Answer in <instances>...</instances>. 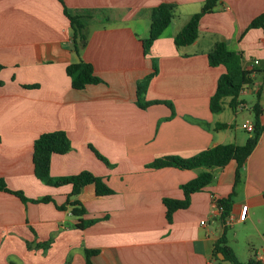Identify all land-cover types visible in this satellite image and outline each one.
<instances>
[{
    "label": "crops",
    "instance_id": "crops-1",
    "mask_svg": "<svg viewBox=\"0 0 264 264\" xmlns=\"http://www.w3.org/2000/svg\"><path fill=\"white\" fill-rule=\"evenodd\" d=\"M205 1L63 0L71 13H92L75 52L59 0H0V177L27 198L52 199L22 201L0 191V264H87L86 250H95L89 264H222L214 256L224 228L217 200L233 188L228 216L236 218L246 205V217L225 225L252 226L257 238L226 231L227 245L240 261L232 240H246L251 257L264 264V133L236 184L235 160L210 169L148 167L165 155L188 158L217 144H243V110L253 123L250 109L256 101L264 126V34L249 27L264 13V0H216L199 21L197 39L177 47L173 37ZM161 3L173 6V18L144 51L149 11ZM220 41L240 53L252 80L251 91L242 95L254 99L247 105L240 94L232 109L226 97L222 111L213 113L209 98L224 69L210 66L207 54ZM80 60L93 66L100 83L71 87L65 67ZM154 67L144 100L170 105L140 107L137 83ZM222 123L228 126L218 128ZM53 130L66 132L71 149L51 156L50 175L88 170L113 190L98 196L87 184L76 196L84 218L95 220L85 228L75 227L71 206L57 208L65 204L71 186L46 185L33 173V142ZM205 170L212 172V181L190 194L187 207L167 220L164 200L183 199L180 186Z\"/></svg>",
    "mask_w": 264,
    "mask_h": 264
},
{
    "label": "trees",
    "instance_id": "trees-1",
    "mask_svg": "<svg viewBox=\"0 0 264 264\" xmlns=\"http://www.w3.org/2000/svg\"><path fill=\"white\" fill-rule=\"evenodd\" d=\"M62 4L63 13L69 21L71 29V43L73 50L77 52L80 40L83 39V29L87 25L89 19L92 17L91 12L84 13H71L67 10L63 3V0H59ZM216 0H206L201 10L193 14L184 26L173 37L174 44L177 47L186 46L192 44L199 34V21L203 14L212 11ZM173 6L169 3H161L149 11V31L148 36L142 40L144 51H148L153 42L163 33V31L170 24L173 13ZM250 28H260L264 34V13L259 14L250 21ZM208 64L210 66H222L223 72L218 76L216 81L215 90L209 98V109L213 113H219L223 109V99L229 97V106L233 109L240 103L238 97L242 87L246 84H250L251 72L243 69L241 66L240 53L227 48L225 42H217L214 47L207 54ZM3 66L0 65V69ZM65 72L70 78V85L72 88L80 90L89 84H97L101 82L93 70V66L86 61L80 60L77 62H71L65 67ZM156 74V67L153 68V72L146 75L137 83L136 97L137 104L140 107H146L152 103H162L164 101H145L144 94L151 78ZM33 85H27L32 87ZM259 93H257V98ZM170 105L167 102H164ZM251 112L253 115V130L249 133L246 141L241 144L225 143L217 144L206 149H203L196 154L182 158L179 156L165 155L156 158L148 167L159 168L163 166H173L179 169H194L199 167H205L207 169L213 167H223L230 160L236 161L235 171V184L239 181V172L245 163L247 157L253 151L258 143V140L262 133H264V126L260 120L261 108L259 102L256 101L251 106ZM227 124H219L218 128H226ZM89 148L95 153L97 158L101 159L108 164L107 160L98 153L91 145ZM71 149V143L64 130H53L40 134L35 138L32 148V162L34 176L46 185L61 186L68 184L71 186V191L67 197L65 204L57 206L59 209H65L67 206H71V214L76 218L75 227L85 228L95 220L85 219V209L76 198L82 188L87 184H93L95 194L98 196L111 195L113 190L106 184L104 177L96 176L88 170H82L76 174L61 175L53 177L49 173L50 159L53 154H64ZM213 178V174L209 170L202 171L196 175L190 181L182 184L180 188L183 191L184 198L181 200L165 199L164 205L166 207V218L170 220L172 213L178 208H185L189 203L190 194L205 188ZM0 191H5L20 198L22 201L31 202H48L52 201L51 197L44 196L39 199L27 198L20 190H10L6 187L4 180L0 177ZM234 195V188L231 193L225 197L217 200V207L220 213V220L224 225L223 233L217 239L214 248V256L218 252L223 253L225 259L231 261L232 264H259L252 257L248 259L246 263L237 260L233 250L227 245L225 219L228 217L231 205L232 197ZM95 252V250H86V263L89 264V255Z\"/></svg>",
    "mask_w": 264,
    "mask_h": 264
},
{
    "label": "rangeland",
    "instance_id": "rangeland-1",
    "mask_svg": "<svg viewBox=\"0 0 264 264\" xmlns=\"http://www.w3.org/2000/svg\"><path fill=\"white\" fill-rule=\"evenodd\" d=\"M242 97L247 100V105L250 104L251 99H254L253 95H242ZM243 115H244V118H242L240 120V123H243L245 118L250 120L251 116L248 113L247 109L243 110ZM239 133L242 136L248 137V133H246L242 129H239ZM246 224H249V220H248V222H246ZM233 232H237L239 235V238L243 235L245 238V235L248 233H251V236H250L251 239L257 238V235L254 233V229L252 226H248L247 228H244L243 224H241V225L234 224V225H231L230 227L227 228L228 234H232ZM235 240L236 239L233 238V240H232L233 244L232 245H233L234 249L236 250L238 258H239L240 262L246 263L248 261V259L253 255L251 245H249L246 240L245 241H241V239H240V241H235Z\"/></svg>",
    "mask_w": 264,
    "mask_h": 264
},
{
    "label": "built area",
    "instance_id": "built-area-1",
    "mask_svg": "<svg viewBox=\"0 0 264 264\" xmlns=\"http://www.w3.org/2000/svg\"><path fill=\"white\" fill-rule=\"evenodd\" d=\"M255 64L258 63L257 60L254 61ZM248 91H251V86L250 84H246L242 87L240 93L243 94V93H246ZM242 128L250 133L252 132L253 130V123L251 121H249L248 119L244 120L243 123H242ZM246 212H247V206L246 205H242L238 211V214L236 216V218H234L233 216H228L225 220V224L226 225H230L232 224L234 221H244L245 220V217H246ZM201 223L203 224L204 221H201Z\"/></svg>",
    "mask_w": 264,
    "mask_h": 264
},
{
    "label": "water",
    "instance_id": "water-1",
    "mask_svg": "<svg viewBox=\"0 0 264 264\" xmlns=\"http://www.w3.org/2000/svg\"><path fill=\"white\" fill-rule=\"evenodd\" d=\"M217 258L219 259V261L222 263V264H232L230 260L228 259H225L223 253L221 252H218L216 254Z\"/></svg>",
    "mask_w": 264,
    "mask_h": 264
}]
</instances>
